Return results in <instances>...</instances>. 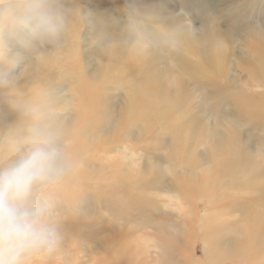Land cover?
Wrapping results in <instances>:
<instances>
[{
  "label": "rangeland",
  "instance_id": "obj_1",
  "mask_svg": "<svg viewBox=\"0 0 264 264\" xmlns=\"http://www.w3.org/2000/svg\"><path fill=\"white\" fill-rule=\"evenodd\" d=\"M141 1L145 2V0ZM181 1L174 0L175 4L179 6L175 5V7L173 0H171V8H165V11L170 13L171 17L173 16L175 19L177 16H180L181 19L178 22L188 21L194 24L197 29L208 28V25L204 24L209 21L207 20L209 18L207 17L208 11L204 8H195L191 6L192 2L190 0L185 3H183L184 0ZM132 2L133 0H61V5H63V3L68 5L69 14L67 10L64 9L65 6L63 5V10L68 19V26L70 16L74 15L71 20L74 21L77 19L78 23L75 29L78 27V32H76L75 36H71L69 44L64 42L63 47L59 50L53 49L51 46L41 47L39 45H37L34 51L22 50L24 61L22 70L18 72V80L15 88L11 90L10 93L0 90V150L3 151L2 153L6 152L4 155L5 163L12 157V152L10 151V137L13 129L17 126L15 122H19L18 113L11 109L7 97L9 95L24 98L38 97V85H41L45 90L50 89L53 84L59 82L62 83L60 88L66 92L62 103L66 108L65 122L68 126L70 135L68 142L82 161V166L77 172L79 175L80 172H82V178H80L82 181L77 182L73 187H69V189H63L62 186L66 183V180L65 183L53 193L57 205L56 211L61 221L64 219H71L74 225L82 227V238L76 239L69 235V238L64 239L60 248L55 253L41 258L38 264H114L112 260L106 257L107 252L104 251L105 248H101L98 245V241L100 239L113 241L114 237L120 236L123 233H125L123 234L124 237L128 236L126 239L121 240V242L125 245L129 243V248L131 247L132 249H129L127 245V250L130 254L132 253V260L135 264H207L206 255L213 248L217 249L219 253L215 255L212 264H232V262L243 260L245 258L234 253L239 245L234 242L236 239H222L220 240V244H217L213 234L214 229L206 225L205 216L212 218L214 214L208 215L209 204L212 203L211 199H213V196L204 200L203 198L200 199V197L198 198L195 196L196 198L193 201L194 204L192 201L188 203L185 199V193L181 190L182 188H180V182L186 176L187 171L184 168H173L169 157L174 158V153L180 154L179 151L183 148L184 144L187 143V145H189V141H192L189 139V137H191L190 133H195L197 136L196 139L199 140L197 143L198 145H196L197 148L199 147L197 153L199 157L197 170L200 172L196 171V173H192L191 179H189L194 186L196 185L194 195H197L201 190L200 187H202L199 186V184L198 189L196 182L203 183L200 179L196 180L198 173L199 176L204 177L205 171L214 172L216 170L215 166L210 165L214 148L220 149L226 147V149L229 150L234 144L235 147L244 149L245 144H255L256 146L252 148L251 154H254L255 158L264 163V147L259 143L260 139L258 140L260 134H256L258 131L253 132L254 130L250 129L248 126L250 117L245 113L248 108H255L256 104L264 106V89L253 82L247 74L244 75L240 73L238 75V73L232 70L233 75L237 74L235 76L239 77V85L244 86L243 90L240 92H231L233 95L237 96V101H235L219 93L214 84L211 85L207 83V85H205L206 87H202L199 85L200 83L195 81L191 82L190 80L192 78L189 77L190 80L188 78L185 79V84L187 88L189 87L188 89H190V91L187 89L190 95L187 96L188 103L185 102L186 108L183 106V117L185 119L178 118L177 120H172L173 122L171 124L173 126L169 124L171 120L166 123V120L162 117L154 118V123L152 122L149 126L140 119L137 121L135 120L134 123L127 121L125 118V114L127 115L126 111L129 109L131 110L132 103L141 98L139 95L142 94L148 82L143 80L141 84L142 91L139 94L127 97L124 89H120L116 83H110L108 81L109 77L103 75L109 74L115 69L118 65L117 59L119 56L113 55L110 57L109 55L105 59L107 69L105 71L103 70L102 74H100L103 60L98 57V51L93 48L92 45L95 41L99 40V35L102 31V27L100 25L98 26V22L100 20H114L117 24L121 25L127 18V13L132 6ZM244 7L245 3L243 2V5L236 10L230 21L224 18H218L217 16L213 17V19L218 22V26L221 29L231 30L237 37V40L230 43L231 45L233 42L235 43L233 47H231V45L227 46L226 43H219L222 44L220 45L222 48L225 47V52H227L226 56L228 59H231L229 60L231 61L229 65L230 67L232 66V68L234 67L233 64L236 63V61H234L236 54L238 53L239 55L241 51L238 41L242 38L244 23H239L237 14L244 9ZM174 12L176 14L173 15ZM252 13L248 22L261 28L262 20H264V10L259 7H254ZM75 14L79 16L77 17ZM123 33L124 31L120 30L119 36L121 37L120 44L123 45V47L126 45L124 57V60H126V56L129 57L131 54H129V46L127 44L124 45L123 39L127 37H122L121 34ZM109 36H111V33L108 32V40L110 41ZM149 40L156 43L158 41L159 44H157L159 47L156 49L158 53H163L165 51L163 39L159 40L155 37H150ZM162 45H164V47ZM221 47L219 49L222 50ZM226 47L234 49L236 54L233 53L234 56L232 54L230 55V51ZM63 51L69 53L76 51L82 59V68L84 72L88 74L90 78H92L94 74L96 75L92 79L98 87H91L82 99L78 89H73V81L70 79L60 81L59 79L47 78L44 82L43 79H41L43 75V63H36L32 72L26 73L28 61L31 59L35 62L34 59L40 57L42 53H50L48 56H51L53 59L58 57ZM156 58V60L152 59V63H154L152 66H156L159 62L161 67L159 72H152L151 76L157 78L152 81L160 82V84L166 87H171L170 90L172 91V95L165 103V106L168 107L169 104L174 103V100L175 102L179 100L180 92L175 86L177 82L180 83L184 78L178 73L173 76L161 75L166 68L172 65L173 60H168V55L162 54H159ZM141 61H144L147 65L146 57H142ZM93 80L90 79L92 82ZM233 80L234 79H219L217 83L225 85L229 81L233 82ZM193 83H196V85L194 86ZM200 88L204 91V95L201 90H198ZM191 95H193V97ZM110 97H113L112 102L108 100ZM249 99L255 104H250L248 102ZM93 105L100 106L98 109V117L100 119L103 120L107 117L110 121L108 126L103 130L100 126L96 127L94 130L87 128L88 122L92 120L94 116L92 109ZM192 107L194 108L192 109ZM79 108H81L82 111ZM193 113H195L197 117L193 115ZM157 115L158 113L155 112L151 117ZM181 119L183 121L189 119L190 122L187 120L184 121V124H181L183 123ZM193 120L196 122L193 123ZM228 120L231 121V123H228ZM258 122H262V120ZM165 123L168 128L170 126V130H166L165 127L167 126L163 128ZM155 124L156 126L152 127ZM194 125H196V127ZM82 127L86 129L80 130ZM171 127H174L175 131H172ZM190 127L192 130H189ZM203 127L206 129L203 131L200 130L203 129ZM243 127L246 128V130ZM248 128L250 129V134L247 130ZM182 129H185L186 132H184L185 130L182 131ZM163 131H165V133ZM177 131L180 132V136H178ZM221 132L224 133L222 134ZM234 132H239L241 136L233 135L227 138ZM245 132H248V137L245 136ZM198 133L199 135H197ZM218 133H220L219 136L221 138L218 137ZM175 134L177 135L175 136ZM181 134L184 141L180 138ZM253 134L255 136L252 138L251 136ZM105 135H107V138L103 137ZM198 137H200V139ZM256 137L257 141H254ZM178 139L181 144L178 143ZM200 142L201 144H199ZM262 142L264 144V140H262ZM87 144L88 147L85 148ZM97 144L100 145L96 146ZM111 145L113 149L110 148ZM174 149H176V152ZM94 156L95 158H92ZM96 157L98 160L93 162L91 159L95 160ZM103 158H105L104 162L108 168L114 170L112 167L117 165L116 167H118L119 170L125 171L124 173L129 172L133 176V179L137 181L135 185L136 191L145 193L139 194L138 196H147L144 203L146 205L147 216L139 213L134 218L135 220L133 219L127 224H123V222L118 224L115 212L107 205V203H110L111 196L102 193V188L106 181L98 177L100 170L97 168V165L101 163L100 159ZM0 164L2 163L0 162ZM156 165L158 166L156 167ZM217 165L222 166V163L219 162ZM103 174L105 173L103 172ZM145 178L151 179L153 181V186L147 185L148 187H146V185L140 181ZM215 178L217 179L220 177L218 176ZM209 179H211V176ZM226 183H228V180H226ZM72 192L76 194V199H73ZM215 193L218 195V187ZM81 198V206H76L75 202ZM101 202L104 203L105 207L103 206V208H100V206H102ZM190 205H192V207ZM210 210H214V206L210 207ZM195 215L198 220L190 224L188 219H191V216L195 218ZM103 219H106L108 222L107 231L100 232L97 236H92L93 234L87 233L90 230L98 228L100 225L99 223ZM229 226L230 224H225L224 222L220 224L217 229L218 235L224 236L226 234L224 238L228 235L234 237V228L232 227L233 229H230ZM122 228L127 231L125 232ZM120 229H122L121 233H119ZM229 230H233L232 233ZM244 236L247 238L246 233H244ZM160 242H165L166 246H161Z\"/></svg>",
  "mask_w": 264,
  "mask_h": 264
},
{
  "label": "bare ground",
  "instance_id": "obj_2",
  "mask_svg": "<svg viewBox=\"0 0 264 264\" xmlns=\"http://www.w3.org/2000/svg\"><path fill=\"white\" fill-rule=\"evenodd\" d=\"M170 1L171 0H145V2H143L141 0H136L135 6L140 8L141 10H145V12L148 14L147 19L149 21L155 20L158 25H163L171 28L177 25L178 23H180L178 21H180L181 17L177 16L178 17L177 19L175 15L177 19L176 20L175 18H173V16L171 17L170 13H167L165 11V8L168 7L171 8ZM186 1L189 0H184L183 3H185ZM190 1L192 2L191 6L195 8H204L208 11L207 17L209 18L207 20L209 21L208 23H204L208 25V28H199L198 29L200 30L199 35L195 40L187 41L184 47L179 52L173 53L172 55L171 54L168 55V60L172 59L173 63L170 67L166 68L161 73V75L173 76L178 73L184 78V80H181L180 83L177 82L175 86L178 88L180 92L179 100L176 102L174 100V103L169 104L168 107L165 106V103L172 95V91L170 90L171 87H166L160 84V82L152 81L157 78L155 76H151L153 71H157V72L160 71L161 65L159 62L156 66L154 67L152 66L154 65V63H152V59L156 60L157 59L156 57H158L159 54H154L146 57L147 65L145 64L144 61H141L142 57L138 58L139 56L137 57L132 56V54L129 57L126 56L127 59L124 60L126 53L125 44L126 41L129 39L126 33L124 32L123 34H121V36L127 37L123 39L125 47H123V45L120 44L121 37L119 35H120V30L124 31V22L121 25L117 24V22H115L114 20L113 21L100 20L98 22V26L100 25L102 27V31L99 35V40L105 38L108 39V32H109L111 33V36L109 37L112 45L110 54L100 55V53L98 52V57L103 60V63L101 64L102 69L100 70L101 72L100 74H102L103 70L105 71L107 69V63L105 59L109 55L110 57L113 55L115 56L117 55L119 56V58L117 59L118 65L111 73L103 74L109 77L108 81L110 83L112 84L116 83L120 89L125 90L126 96L129 97L131 95L139 94L142 91L141 84L143 80L148 82L145 85V88L143 86L144 89L142 94L139 95L141 96L140 98L141 100L140 99L135 100L132 103L131 110L129 109L126 111L127 115L125 114V118L127 119V121L134 123L135 120L137 121L140 119L141 121L145 122L147 126H149L150 124H152V122L154 123L153 119L154 118L156 119V117L164 118V120H166L165 121L166 123L170 122L171 120L169 124L173 122L172 120H177L178 118L185 119L183 117V110H184L183 106L185 107V102H187L188 99L187 96L190 95L189 93L190 89H188L189 87L187 88V85L185 84V79L186 78L189 79V77L193 79V80L189 79L191 82L195 81L197 83H200L199 85H201L202 87H206L205 85H207V83H210L211 85L214 84L216 90L219 93H221L224 96H228L230 99H233L235 101H237V96L233 95L231 92L232 91L240 92L243 90L244 86L239 85V77L235 76L237 74L233 75L232 70L238 73V75L240 73H243L244 75L247 74L248 77L252 79L253 82H255L257 85H259L261 88L264 89V20H262L261 28H258L257 26L248 22L251 14H253L252 12L254 9L251 0H190ZM243 2L245 3V7L237 14L239 23L240 24L244 23L243 24L244 32L242 38L238 41L239 46L241 47L240 54L238 55V53L236 54L234 49L231 48L235 43L233 42L232 45L230 44L232 43V41L237 40L235 33L231 30L221 29L218 26V22L214 20L213 17L217 16L218 18H224L225 20L230 21L232 20V16L236 12V10L243 5ZM63 5L65 6L64 9L67 10L69 14L68 5L66 3H63ZM63 5H61L62 8ZM175 5L176 4L174 2V6ZM176 6H178V4ZM78 14H75V16L78 17L79 16ZM174 14L176 13L174 12L173 15ZM73 16L74 15L70 16L69 26L67 28V32L64 37V42H67L68 44L69 41H71V36H75L76 32H78L77 30L78 27L77 29H75L78 21L77 19L72 21L71 18ZM152 37H155L156 39L159 40L163 39V41H165V39L166 40L172 39L171 37L163 33L159 35H154ZM221 42L223 44L226 43L227 46L231 45V47H226L227 49H229L230 55L232 54L234 56V54H236V58L234 59L236 63L235 64L232 63L234 65L233 68L232 66L230 67L229 65L231 63V61L229 60L231 59H228V57L226 56L227 52H225L224 49L225 47L222 48L220 46L222 44H219ZM162 46L164 47V45ZM220 47L222 48V50L219 49ZM48 55H50V53L49 54L42 53L40 57L34 59L35 62H33L32 59L28 61L26 73L32 72L34 65L36 63H43V75L41 76V79H43L44 82L47 80V78L59 79L60 81H66V79H70L73 81V89H78L81 99L86 95V93L91 87L93 86L98 87L95 84V81L92 79L96 75L94 74L93 77L90 78L89 75L84 72V69L82 68V59L76 51H72L71 53L67 51H63L62 53H60L58 57H56L57 56L56 55L55 56L56 58L53 59L51 58V56ZM90 79L93 80V82L90 81ZM219 79H226V80L234 79L233 82L235 83L229 81L225 85H222L217 83ZM61 84H62L61 82L55 83L52 85V87L60 88ZM195 85L196 83L194 84V86ZM187 89L189 91H187ZM37 90L40 95V93L44 89L41 87V85H38ZM198 90H201V88ZM203 92L204 91H202V93ZM191 96L193 97V95ZM112 98L113 97H110L108 100H111L112 102ZM248 102L250 104L254 103L250 99L248 100ZM99 108H100L99 105L92 106L94 116L92 120L88 122L87 128H91L92 130H94L96 127L100 126L103 130L108 126V123L110 121L107 117H105L103 120L98 117ZM193 108L194 107H192V109ZM155 112H157L158 115L151 117L152 115L155 114ZM245 113L250 117V121L248 122L249 125L248 124L247 125L250 127V129L254 130L253 132L258 131V133L256 134H260L259 137L257 136L258 140L260 139L259 143L264 147V144L262 142V140H264V106L256 104L255 108L250 107L245 111ZM193 115H195V113H193ZM187 120L188 122H190L189 119ZM259 120H262V122H258ZM181 121L183 120L181 119ZM184 121L181 124H184ZM194 122L196 121L193 120V123ZM166 123L163 125V128L164 126H167ZM228 123H231V121H229ZM15 124L18 125L19 122H15ZM154 126H156V124L153 125L152 127ZM194 126L196 127V125ZM165 128L166 130L167 129L170 130L169 129L170 126L169 128L168 126ZM171 128L172 131H175L174 127ZM82 129H86V128L84 127L80 128V130ZM185 129H182V131H184ZM190 129L192 130L191 127L189 128V130ZM205 129L203 127V129L200 130L203 131ZM244 129L246 130V128ZM250 129L249 128L247 129L248 132ZM163 132L165 133V131ZM177 132H178L177 133L178 136H180V132L179 131ZM184 132H186V130ZM248 132H245L246 137H248ZM177 134H175V136ZM190 134L191 137H189V139L192 141L189 140L188 141L190 142V144L192 142V144L190 145L188 143L189 145H187V143L184 142L185 144L183 148L179 151L180 154L174 153V158L171 157L172 159L169 157V159L172 162L173 168L175 169L184 168L187 171L186 176L180 182V188H182L181 190L185 193V199L187 200L188 203H190L191 201L193 203L194 199L196 198L195 196H197L198 198L200 197V199L203 198V200L213 196V199H211L212 203L209 204L208 215H212V213L214 214L212 215V218L205 216L206 218L205 222L209 228L214 229L213 234L215 236V241L217 244H220V240L222 239H227V238L236 239V241L234 242L239 245H238V249L234 253L239 256H242L245 259L240 260L238 262H232L230 259L232 264L234 263L264 264V163L263 161H260L257 158H255L254 154H251V151L253 150L252 148H254V146L256 145L245 144L244 149H242L241 147L239 148L235 147L234 144L229 150H227L226 147L220 149L214 148L211 155L210 165L215 166L216 170L214 172L205 171L206 173L204 172L205 174L204 177L199 176V173L198 175L196 174L198 176L196 180L200 179L203 181V183L196 182L197 188L199 184H200L199 186L202 187H200L201 188L200 191L197 190L199 191L198 193L196 192L197 195H194L195 193L194 191L196 190L195 189L196 185L194 186L192 184V181H189V179H191L192 173H196V171L200 172L197 170V166H198L197 162L199 159L197 154L199 147L197 148L198 145L197 143L199 140L196 139L197 136L195 135V133L194 134L190 133ZM219 134L220 133H218V137H220ZM254 134L251 136L252 138L253 136H255ZM197 135H199V133ZM233 135L241 136L239 132H234L231 135H229L227 138H230ZM103 137L107 138V135ZM257 137L256 140L254 139V141H257ZM180 138H182V134ZM198 138L200 139V137ZM178 143H179V139H178ZM199 144H201V142ZM99 145L97 144L96 146ZM87 147L88 144L85 146V148ZM112 147L113 146L111 145L110 148L113 149ZM174 150L176 152V149ZM2 152L3 151L0 150V162L5 163L4 155L6 152L5 153ZM92 158H95V156ZM91 160L95 162L98 159L96 157L95 160L93 159ZM100 161L101 163L97 165V168L100 170L98 177L106 181L105 185L102 188V193L109 194L111 196V200L109 201L110 203L109 204L107 203V205L115 212L116 221L118 222V224H121L122 222L123 224H127L131 222L139 213H142L143 215L147 216L146 205L144 204L147 196L145 197L138 196L139 194H145V193L136 191L135 185L137 184V181L133 179V176L129 172L124 173L125 171H122L121 169L119 170L118 167H116L117 165L112 167L114 168V170L108 168V166L104 162L105 158L100 159ZM219 162L222 163V166L217 165ZM157 166L158 165H156V167ZM103 172L105 174H103ZM210 176L211 179H209ZM218 176L221 179L215 178ZM80 178H82V172H80V175L76 173L75 176L70 177L66 181V183L62 186V188L69 189V187L71 186L73 187V185H75L77 182L82 181V179ZM214 178L216 181L214 180ZM226 180H228V183H226ZM140 181L143 184H145L146 187H148L147 185L153 186V181L151 179L145 178ZM217 187H218V195H216L215 193ZM72 194H73V199H76L77 197L76 194H74V192H72ZM81 201L82 198L77 200L75 202L76 206H81ZM101 204L102 206H100V208H103L104 203L101 202ZM190 206L192 207V205ZM212 206H214V210H210V207ZM188 220L190 224H193L198 219L195 215V218L191 216V219ZM223 222L225 224H230L229 226L230 229L232 227L234 228V231L232 230L235 235L234 237L228 235L227 237L224 238L226 234L224 236L218 235L217 233L218 226ZM99 224L100 225L98 226V228H96L95 230H90L87 233H90L91 235L93 234L92 236H97L100 232L107 231L108 222L106 219H103ZM122 229L119 230V233H121ZM61 230L64 235V239L69 238V235H71L72 238H76V239L82 238V227L74 225L71 219H67V220L64 219L62 221ZM123 230L125 232L127 231L125 229ZM232 231L230 232L232 233ZM244 233L247 234V238H245ZM123 234L114 237L113 241L100 239L98 241V245L101 248H105L104 251L107 252L106 257L109 260H112L114 264H135L132 260L133 257L132 253L130 254V252H128L127 250V245L128 248L130 246L129 243L125 245L123 242H121V240L126 239L128 236L127 235L126 237H124ZM160 243L161 246L162 245L166 246L165 242H160ZM218 253L219 251L217 249L215 248L211 249L209 253L206 255V259L208 261L207 264H212L215 255Z\"/></svg>",
  "mask_w": 264,
  "mask_h": 264
},
{
  "label": "clouds",
  "instance_id": "obj_3",
  "mask_svg": "<svg viewBox=\"0 0 264 264\" xmlns=\"http://www.w3.org/2000/svg\"><path fill=\"white\" fill-rule=\"evenodd\" d=\"M135 2L124 22L130 54L170 55L199 35L190 22L169 28L149 21ZM251 3L264 10V0ZM67 28L61 0H0V90L10 93L15 88L24 61L22 50L34 51L37 45L59 50ZM161 33L172 39L163 41L165 51L158 53L159 45L149 38ZM92 47L108 55L112 45L105 38ZM65 95L61 88L52 87L38 97H7L19 124L10 137L12 157L0 164V264H38L64 240L53 193L82 166L68 142Z\"/></svg>",
  "mask_w": 264,
  "mask_h": 264
}]
</instances>
